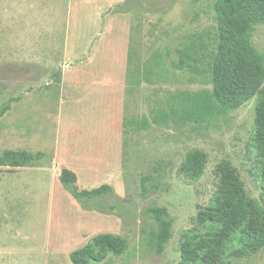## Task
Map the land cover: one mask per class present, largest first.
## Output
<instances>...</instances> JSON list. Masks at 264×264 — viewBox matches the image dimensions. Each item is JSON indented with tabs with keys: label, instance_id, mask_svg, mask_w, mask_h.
<instances>
[{
	"label": "rangeland",
	"instance_id": "1",
	"mask_svg": "<svg viewBox=\"0 0 264 264\" xmlns=\"http://www.w3.org/2000/svg\"><path fill=\"white\" fill-rule=\"evenodd\" d=\"M216 1L0 0V264H73L71 252L101 233L128 248L91 264H191L181 245L213 229L198 212L219 199L224 160L260 201L257 96L207 122H152L180 106L175 93L211 88ZM251 42L264 54V24ZM191 149L208 156L197 180L180 173ZM63 168L80 190L110 188L76 198ZM155 206L173 222L162 250ZM226 261L264 264V249Z\"/></svg>",
	"mask_w": 264,
	"mask_h": 264
},
{
	"label": "trees",
	"instance_id": "2",
	"mask_svg": "<svg viewBox=\"0 0 264 264\" xmlns=\"http://www.w3.org/2000/svg\"><path fill=\"white\" fill-rule=\"evenodd\" d=\"M214 11L217 35L209 66L211 88L175 93L180 106L170 107L169 111L155 110L152 122L167 119L179 123L207 122L238 109L257 96L253 141L261 167L263 191L260 201L248 197L231 162L224 160L217 165L219 199L198 212V220L210 223L213 229L194 234L181 245V261L191 264H232L217 261L226 256H248L264 249V54L251 42L254 26L264 24V0H217ZM184 63L185 57H180L174 64L181 67ZM149 66L145 77L151 80L155 71L152 65ZM9 108L10 104L5 105L1 113ZM139 124L144 128L151 125V121L145 118ZM207 161L204 150L191 149L180 166V173L186 179L197 180ZM59 179L65 186H70L72 194L79 199L100 195L110 188L104 184L91 190H80L76 185L77 174L69 168L61 170ZM148 212L161 221L157 240L159 250H162L171 237L173 222L166 219L169 217L166 207H151ZM127 248L128 241L124 237L101 233L84 247L72 251L70 257L73 264H91L102 262L108 254L119 256Z\"/></svg>",
	"mask_w": 264,
	"mask_h": 264
}]
</instances>
